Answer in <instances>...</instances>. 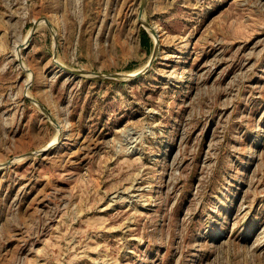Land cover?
Listing matches in <instances>:
<instances>
[{
    "label": "rangeland",
    "instance_id": "obj_1",
    "mask_svg": "<svg viewBox=\"0 0 264 264\" xmlns=\"http://www.w3.org/2000/svg\"><path fill=\"white\" fill-rule=\"evenodd\" d=\"M142 3L0 0V264H264V0Z\"/></svg>",
    "mask_w": 264,
    "mask_h": 264
},
{
    "label": "water",
    "instance_id": "obj_2",
    "mask_svg": "<svg viewBox=\"0 0 264 264\" xmlns=\"http://www.w3.org/2000/svg\"><path fill=\"white\" fill-rule=\"evenodd\" d=\"M144 6H145V0H143V3H142V6H141V13H140V17L142 16V12H143V9H144ZM41 21H45L47 23V25L49 26V28L51 29V31L53 32L54 34V37H55V51H54V58L56 60V62L58 63V65L61 67V69L65 70V71H68L70 73H73V74H77V75H96V76H100V77H107V78H113V79H118V80H125V79H128V78H132V77H136V76H139L143 73H145L147 70H148V67L150 65H152V63L155 61L156 57H157V54L159 52V42L156 41L155 42V46H154V50H153V53H152V56H151V59L149 61V64L139 70L138 72L132 74V73H119V72H101V71H89V70H86V69H82V68H73V67H70V66H67L61 62H59L57 60V49H58V39H57V34H56V30H55V27L53 26V24L49 21V19H47L46 17H42L41 19L39 20H36L33 24V27L31 29V32L29 34V39L31 40V38L33 37L39 23ZM142 22L143 24L146 26L147 30H149V32L151 33L152 29V25L149 24L147 21H145L144 19H142ZM23 46H25L23 44ZM18 55H19V60L20 62L23 64V61L22 59H20V53L18 52ZM28 97L34 101L35 103H37L41 110L49 117V119L56 124V121L53 117V115L51 114V112L45 107V105H43L39 100L35 99L34 97H31L28 95ZM57 125V124H56ZM47 148L45 149H42V150H35V151H30L28 153H25L19 157H25V156H30V155H34V154H37L39 152H42L44 150H46ZM13 160H9L7 161V163L5 164H8V163H11ZM0 166H3V164H0Z\"/></svg>",
    "mask_w": 264,
    "mask_h": 264
},
{
    "label": "bare ground",
    "instance_id": "obj_3",
    "mask_svg": "<svg viewBox=\"0 0 264 264\" xmlns=\"http://www.w3.org/2000/svg\"><path fill=\"white\" fill-rule=\"evenodd\" d=\"M151 29H152L151 34L155 37L156 41H158L159 40L158 39L159 38V34L157 32L158 30L155 28V26H152ZM134 73H136V72H133L132 74H134ZM60 128H61V126H60ZM61 129L63 130V128H61ZM57 143H58V138H56L55 140H53L48 146L51 148V147H54ZM49 147H47V148H49Z\"/></svg>",
    "mask_w": 264,
    "mask_h": 264
},
{
    "label": "trees",
    "instance_id": "obj_4",
    "mask_svg": "<svg viewBox=\"0 0 264 264\" xmlns=\"http://www.w3.org/2000/svg\"><path fill=\"white\" fill-rule=\"evenodd\" d=\"M143 44L145 46H150L151 45L150 37H149V35H148V33L146 31H144V33H143Z\"/></svg>",
    "mask_w": 264,
    "mask_h": 264
}]
</instances>
